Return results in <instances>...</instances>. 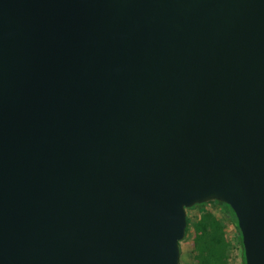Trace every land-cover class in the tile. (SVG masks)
Masks as SVG:
<instances>
[{"label":"water","instance_id":"1","mask_svg":"<svg viewBox=\"0 0 264 264\" xmlns=\"http://www.w3.org/2000/svg\"><path fill=\"white\" fill-rule=\"evenodd\" d=\"M209 201L264 264V0H0V264H179Z\"/></svg>","mask_w":264,"mask_h":264},{"label":"trees","instance_id":"2","mask_svg":"<svg viewBox=\"0 0 264 264\" xmlns=\"http://www.w3.org/2000/svg\"><path fill=\"white\" fill-rule=\"evenodd\" d=\"M208 204L220 207L222 215L234 223L240 241L242 264H245L241 236L237 227L236 217L232 209L227 204L220 203L218 201L196 204L185 209V235L189 231L192 232L191 251L194 264H229L228 260L232 243L227 238V234L225 232V221L222 218H219L216 213L209 210L207 208ZM194 207H199V211L196 218L189 219L188 213Z\"/></svg>","mask_w":264,"mask_h":264},{"label":"rangeland","instance_id":"3","mask_svg":"<svg viewBox=\"0 0 264 264\" xmlns=\"http://www.w3.org/2000/svg\"><path fill=\"white\" fill-rule=\"evenodd\" d=\"M207 208L216 213L219 218H222L225 221V232L227 234V238L232 243L228 260L229 264H242L240 241L234 223L222 215L220 207L208 204ZM198 211L199 207L192 208L188 213L189 219L196 218ZM191 236L192 232L189 231L186 235H184V238L179 243V264H194L191 251Z\"/></svg>","mask_w":264,"mask_h":264}]
</instances>
